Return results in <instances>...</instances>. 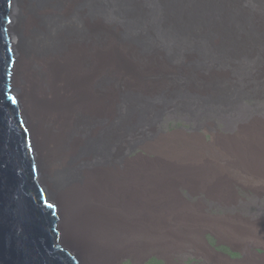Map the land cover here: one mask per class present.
Returning <instances> with one entry per match:
<instances>
[{
	"label": "bare ground",
	"instance_id": "6f19581e",
	"mask_svg": "<svg viewBox=\"0 0 264 264\" xmlns=\"http://www.w3.org/2000/svg\"><path fill=\"white\" fill-rule=\"evenodd\" d=\"M175 5L12 0L16 71L7 89L20 106L43 201L57 211L60 252L75 264H180V256L202 246L205 221L180 205L168 177L177 170L173 157L130 150L146 151L147 130L167 111H215L264 97L250 88H264V0ZM151 69L170 81L135 76L134 85L130 74ZM219 146L264 160V126H243ZM215 231L245 239L240 229ZM248 239L243 248L254 242ZM231 264L264 258L245 253Z\"/></svg>",
	"mask_w": 264,
	"mask_h": 264
},
{
	"label": "rangeland",
	"instance_id": "374dc122",
	"mask_svg": "<svg viewBox=\"0 0 264 264\" xmlns=\"http://www.w3.org/2000/svg\"><path fill=\"white\" fill-rule=\"evenodd\" d=\"M185 1L176 0V9L181 10ZM137 43L144 41L137 39ZM216 43L225 46L222 40ZM150 72L130 74V79L134 85L139 84L137 77L146 82L165 78L164 83L170 81L168 74L155 78L154 70ZM173 79L172 84L176 82ZM252 86L255 93L264 94V88ZM247 97L232 102L227 109L194 114L189 113L188 107L167 111L160 122L147 130L146 151L137 147L130 150L129 155L139 152L153 156L162 152L173 157L178 166L168 177L177 183L180 205L191 209L198 218L201 214L200 220L205 221L200 238L202 246L198 243L191 254L180 256V264H231L240 262L245 253L254 256L255 261L264 258V241L259 240L264 239V160L233 156L219 146L243 126L253 123L264 126V97ZM204 114L216 118L197 117ZM154 115L155 112L144 116V122H151ZM218 226L240 229L245 239L227 238L215 231ZM248 238L254 242L243 248Z\"/></svg>",
	"mask_w": 264,
	"mask_h": 264
},
{
	"label": "water",
	"instance_id": "95a60500",
	"mask_svg": "<svg viewBox=\"0 0 264 264\" xmlns=\"http://www.w3.org/2000/svg\"><path fill=\"white\" fill-rule=\"evenodd\" d=\"M12 0H0V264H75L60 252L57 211L40 193L29 137L13 88Z\"/></svg>",
	"mask_w": 264,
	"mask_h": 264
},
{
	"label": "trees",
	"instance_id": "16d2710c",
	"mask_svg": "<svg viewBox=\"0 0 264 264\" xmlns=\"http://www.w3.org/2000/svg\"><path fill=\"white\" fill-rule=\"evenodd\" d=\"M263 106H264V104L262 105V107H263ZM197 117H199V118H200V117H208V118H210V117H214V116H210V115H205V114H204V115H198ZM214 118H216V117H214Z\"/></svg>",
	"mask_w": 264,
	"mask_h": 264
},
{
	"label": "snow or ice",
	"instance_id": "6c2138e0",
	"mask_svg": "<svg viewBox=\"0 0 264 264\" xmlns=\"http://www.w3.org/2000/svg\"><path fill=\"white\" fill-rule=\"evenodd\" d=\"M11 99V98H10ZM13 102H15L14 100H13ZM49 207H51V205H49Z\"/></svg>",
	"mask_w": 264,
	"mask_h": 264
}]
</instances>
